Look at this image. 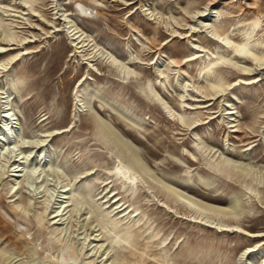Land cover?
<instances>
[{
  "label": "rangeland",
  "instance_id": "obj_1",
  "mask_svg": "<svg viewBox=\"0 0 264 264\" xmlns=\"http://www.w3.org/2000/svg\"><path fill=\"white\" fill-rule=\"evenodd\" d=\"M0 67V264H264V184L221 160L264 177V0H0Z\"/></svg>",
  "mask_w": 264,
  "mask_h": 264
},
{
  "label": "bare ground",
  "instance_id": "obj_2",
  "mask_svg": "<svg viewBox=\"0 0 264 264\" xmlns=\"http://www.w3.org/2000/svg\"><path fill=\"white\" fill-rule=\"evenodd\" d=\"M258 11H259V8H258ZM260 12V11H259ZM258 13V12H257ZM257 15V14H256ZM258 20H259V17H257V19H256V22L255 23H257L258 22ZM71 26V25H70ZM70 26H68V27H70ZM71 28V27H70ZM71 31H73V34L76 36L75 38L76 39H80V37H81V34H78V32H79V30H75V28H72L71 29ZM184 37H187V35L185 36L184 35ZM225 42L226 43H228V41H227V39L225 38ZM77 43H80L81 45H79V46H77ZM77 43H76V46L74 45V47L75 48H77V47H82V48H85V46H87L88 45V43H85V41H84V39L83 38H81L80 40H78L77 41ZM70 45H73V42H71V44ZM247 46V43L246 42H240V43H238L237 44V46H236V49L238 50V52H243V53H247V51L249 52V49L246 47ZM198 51V50H197ZM246 51V52H245ZM25 53H27V52H25ZM89 57H91V56H89ZM92 59H95V54L94 55H92V57H91ZM108 62H110L113 66H120V64H122V62H118V60H116L115 58H113V59H111V60H109ZM230 62V64H232V65H234V66H236V67H238V68H240L241 70H242V74H246L245 73V69H247V68H245V67H243V66H241L237 61H233V60H231V61H229ZM261 63H258V65H260ZM90 66V69H92V66L91 65H89ZM0 69H1V67H0ZM248 70V69H247ZM88 77H87V75H85L84 76V78H82L81 79V81H79V84H78V86L79 85H81L86 79H87ZM3 90V89H2ZM76 91H77V88L75 89ZM76 93H74V95H75ZM87 97L85 98V100H86V102H88V104H89V102H91V99L92 98H95V97H98V98H100L101 96H100V94L98 93V92H96L95 90H93L92 88H89V89H87ZM77 95V94H76ZM77 99V98H76ZM5 101V100H4ZM74 105H75V107L78 105V103L77 102H75L74 103ZM5 107V106H4ZM6 107H8V106H6ZM9 108H7V109H3L4 110V113L3 114H0V116L1 117H3V122H2V124H3V127L1 128V130H0V140L2 141L3 139L5 140V139H7L9 136H14V134H15V132H16V130H15V128L13 127V123H12V119L15 117H12V115L14 114V113H11L9 110H8ZM11 109V108H10ZM226 109V114H228L229 116L230 115H233L234 114V111L232 110V108H225ZM95 115H97V114H95ZM99 118V120H100V122L102 123V125L105 127V129H107V131L108 132H110L111 131V128H110V126L103 120V118H101L100 116L98 117ZM231 119V121H234V119L235 118H233V117H231L230 118ZM18 124V123H17ZM230 126H237L236 124H232L231 123V125ZM6 130L7 132H5L4 130ZM233 131H236V130H233ZM111 133H114V136H115V138H116V140L117 141H119V142H121V143H123V140H122V138L118 135V134H116L113 130L111 131ZM19 137V136H18ZM228 139V138H227ZM12 140V139H11ZM12 143H13V141H12ZM2 144V143H1ZM0 144V145H1ZM124 144V143H123ZM124 145H126V144H124ZM5 146V145H4ZM3 146V147H4ZM8 146V145H7ZM10 147H11V145H10ZM7 148V147H6ZM17 148V147H16ZM19 148V147H18ZM28 148V147H27ZM1 150H3V148L1 149ZM7 150V149H6ZM15 151V150H14ZM225 151V150H224ZM223 151V152H224ZM4 152V150L2 151V153ZM6 152V151H5ZM32 152V150L31 149H28V150H25V152H24V156H21V158L23 159V158H25L24 160H22V161H20V163H24L25 161H27V158L29 157V155H30V153ZM225 152H230L229 150H227V151H225ZM12 153H14V152H12ZM11 154V153H10ZM234 156H238L236 153H232ZM0 155H1V153H0ZM5 155V154H4ZM8 155V154H7ZM6 155V156H7ZM130 155H131V160L132 161H134V162H136L137 163V165H139V166H141L142 167V169H147V167L143 164V163H141V160L137 157V155H136V153L134 152V151H131L130 152ZM13 157V155H10V157ZM15 156V155H14ZM19 156V155H18ZM8 157V156H7ZM16 158V157H15ZM11 159V158H10ZM18 159V158H17ZM37 160V159H36ZM221 160H222V165L225 167V168H228L230 171H232L233 173H234V175H237L238 177H240V178H243V182L244 183H247V184H250V185H252V186H254V187H257V188H259V186H262L263 184H264V177H263V174H261V175H257L256 177L254 176V171L252 170V168H251V166H247V164H243L242 162L240 163V162H238V161H235V160H232V159H229V158H227L226 156H224L223 158H221ZM7 161H8V158H7ZM14 161H17V160H13V162ZM16 162H14V163H12V165L14 166H12L13 168L11 169V171H13V173L12 174H10V175H12V176H16V177H20V173H17V171H20L21 170V168H17L18 167V165L20 164V163H18L17 165L15 164ZM26 163V162H25ZM16 165V166H15ZM21 166V165H20ZM19 166V167H20ZM23 166V165H22ZM15 172V173H14ZM119 173V172H118ZM124 177V176H123ZM247 179H248V181H247ZM258 179V180H257ZM17 180V179H16ZM162 183V186L165 188V189H167L168 191H170L171 193H173L177 198H178V200L181 202V203H183L184 205H186L188 208L190 207V208H194L193 206L194 205H196V204H198L199 205V207H204V208H206V209H210V210H214V211H218V212H222V213H224V214H232L233 213V211H234V209H235V202H231L230 203V205H228V206H224V207H219V206H213V205H211V204H208V203H205V202H199V203H197L196 201H194L193 199H191L190 197H188L187 195H185L181 190H179L174 184L173 185H171L170 183H166V182H161ZM122 205H120L119 207H121ZM125 209V208H124ZM192 210V209H191ZM58 211H59V209L58 210H55V212H57L56 214H54L53 216H52V218H55L57 215H61V213L59 214L58 213ZM59 212H61V211H59ZM196 212V211H195ZM217 212V213H218ZM60 219V218H59ZM213 223V222H212ZM214 225V227L215 226H217V227H221L223 230L224 229H228V230H232V231H237V230H243L239 225H235V224H230V223H223V224H218V223H213ZM253 249L252 248H247L246 249V252H250V251H252Z\"/></svg>",
  "mask_w": 264,
  "mask_h": 264
}]
</instances>
